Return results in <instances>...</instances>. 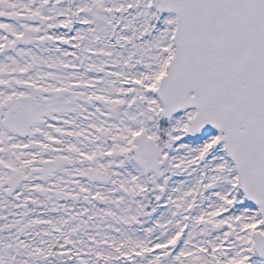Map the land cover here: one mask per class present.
Returning <instances> with one entry per match:
<instances>
[{"label":"snow or ice","instance_id":"1","mask_svg":"<svg viewBox=\"0 0 264 264\" xmlns=\"http://www.w3.org/2000/svg\"><path fill=\"white\" fill-rule=\"evenodd\" d=\"M0 264H264V0H0Z\"/></svg>","mask_w":264,"mask_h":264}]
</instances>
